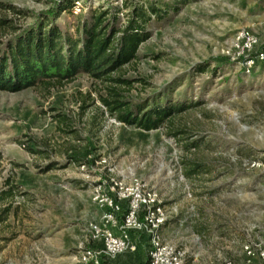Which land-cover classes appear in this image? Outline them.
I'll return each mask as SVG.
<instances>
[{"label": "rangeland", "instance_id": "obj_1", "mask_svg": "<svg viewBox=\"0 0 264 264\" xmlns=\"http://www.w3.org/2000/svg\"><path fill=\"white\" fill-rule=\"evenodd\" d=\"M61 1L0 0V36L52 16ZM74 1L73 14L86 15L132 0ZM189 1L123 71L135 80L121 89L132 103L189 107L156 131L118 122L101 101L110 84L84 74L51 91H0V264L43 262L40 232L52 224L56 263L81 264L91 225L120 234L137 188L152 197L138 216L157 226L159 263L261 264L246 247L264 240V0ZM58 23L73 31L77 20ZM242 32L255 37L251 49L237 42ZM110 201L120 213L106 224ZM131 233L149 261V234Z\"/></svg>", "mask_w": 264, "mask_h": 264}, {"label": "trees", "instance_id": "obj_2", "mask_svg": "<svg viewBox=\"0 0 264 264\" xmlns=\"http://www.w3.org/2000/svg\"><path fill=\"white\" fill-rule=\"evenodd\" d=\"M75 2L61 1L52 16L43 15L27 28L11 27V37L0 36V91L18 93L39 87L51 91L84 74L110 84L107 97L101 101L118 122L146 132L171 123L174 114L189 108L164 102L134 104L121 92L135 81L126 78L123 71L137 60L139 48L152 37L158 25L171 13H178L189 0H132L122 7H103L86 15L73 14ZM121 14L126 17L123 25ZM62 15L77 20L73 31L58 23ZM7 22L0 19V27ZM192 147L194 143L186 148ZM200 167L191 169L190 174L199 173Z\"/></svg>", "mask_w": 264, "mask_h": 264}, {"label": "built area", "instance_id": "obj_3", "mask_svg": "<svg viewBox=\"0 0 264 264\" xmlns=\"http://www.w3.org/2000/svg\"><path fill=\"white\" fill-rule=\"evenodd\" d=\"M237 38V42L243 47V49H251L256 41L255 37H253L249 32H242ZM258 57L259 59L264 60V52L259 54ZM248 64L250 66L254 63L252 60H249ZM247 73H250V69H247ZM151 198L152 197L150 195L141 196L139 189H136L125 214L124 223L120 228V234L118 235L113 233L111 230H107L103 225H91V240L93 246L82 248L79 263L103 264L102 259L105 257H115L122 253H126L127 251L135 252L137 249L132 241L131 232H142L144 230L150 237L148 248L150 257L149 264H162L159 263V256L163 249L160 246L159 238L156 235L157 226L153 224L152 227H149V217L141 222L140 217L138 216V212L143 206L152 205ZM109 204L112 209V213L105 216L104 222L106 224L114 223V215L120 213V208L115 205L113 201H110ZM155 212H159V208L151 211L150 214L154 215ZM246 250L249 258L257 257L261 264H264V240L260 242L256 249L247 246Z\"/></svg>", "mask_w": 264, "mask_h": 264}, {"label": "crops", "instance_id": "obj_4", "mask_svg": "<svg viewBox=\"0 0 264 264\" xmlns=\"http://www.w3.org/2000/svg\"><path fill=\"white\" fill-rule=\"evenodd\" d=\"M42 236V240L45 242L43 244V256L44 260L40 264H58L54 260V258L57 256L56 253L59 252V239H58V228L57 225H48L45 228V231L43 229V232H40ZM46 237V238H45ZM47 240V242H46ZM50 244V246H49ZM139 250H136L135 252H128L127 255L122 256L119 260L115 262V264H144L148 260L145 258V249L138 248ZM138 251V252H137ZM137 252V253H136Z\"/></svg>", "mask_w": 264, "mask_h": 264}]
</instances>
